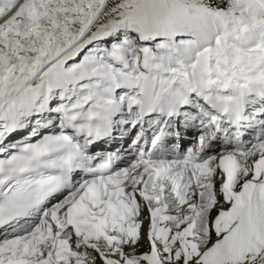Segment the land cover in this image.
I'll list each match as a JSON object with an SVG mask.
<instances>
[{
    "label": "snow or ice",
    "instance_id": "1",
    "mask_svg": "<svg viewBox=\"0 0 264 264\" xmlns=\"http://www.w3.org/2000/svg\"><path fill=\"white\" fill-rule=\"evenodd\" d=\"M0 264H264V0H0Z\"/></svg>",
    "mask_w": 264,
    "mask_h": 264
}]
</instances>
